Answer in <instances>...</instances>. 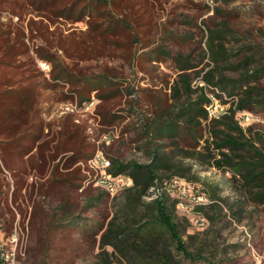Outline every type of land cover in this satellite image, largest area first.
Here are the masks:
<instances>
[{"label":"rangeland","instance_id":"1","mask_svg":"<svg viewBox=\"0 0 264 264\" xmlns=\"http://www.w3.org/2000/svg\"><path fill=\"white\" fill-rule=\"evenodd\" d=\"M75 1L67 18L58 13L71 0H0V44L9 39L16 53L0 57V111L16 115L34 100L28 127L0 135V246L16 244L21 264H120L99 242L132 181L110 171L115 161L149 164L156 149L160 190L189 225L192 256L181 264H264V203L232 171L181 152L206 154L209 121L193 138L176 120L177 142L155 131L200 92L225 112L250 85L263 102L240 125L264 137V70L256 82L240 79L264 68V0ZM181 75L192 100L173 94ZM117 178L125 185L107 192L102 181Z\"/></svg>","mask_w":264,"mask_h":264},{"label":"trees","instance_id":"2","mask_svg":"<svg viewBox=\"0 0 264 264\" xmlns=\"http://www.w3.org/2000/svg\"><path fill=\"white\" fill-rule=\"evenodd\" d=\"M40 1L52 4L62 0ZM87 1L86 6L89 7L93 1L99 3L102 0ZM77 2L71 0L70 5H65L58 14L70 18L73 14L72 6ZM83 11L81 9L78 16L83 15ZM3 36L4 34L1 35ZM218 39L220 36L212 33L209 40L210 53L214 60L222 59L225 52L222 45L214 49ZM0 52H2L0 57L9 60L16 54L14 44H10L9 39L0 44ZM251 60L247 58L241 66H248ZM187 66L181 70L192 68L190 65ZM263 70L264 68L245 72L240 77L241 82L246 84L256 82L262 76ZM204 78L211 83L215 77L213 72H208ZM180 80L182 87L174 89L173 94L180 96V91L183 90L189 99L191 95L189 80L186 75H181ZM222 89L226 88L221 87ZM1 94L0 106L5 102ZM232 95L230 93V96ZM258 96V91L249 85L243 92V96L232 101L223 114L210 118L205 109L209 99L203 92H200L188 107L178 109L177 113L170 117L172 120L158 124L155 131L177 142L182 130L178 127L176 120L185 122L193 138H196L193 129L200 127L201 122L209 121L210 140L207 139L206 145L202 147L206 154L197 150L181 152L187 157L203 160V162L208 159L210 166L218 170L232 171L234 176L242 179L246 187L253 189L250 190L254 192L251 195L253 202L262 204L264 203V137L252 127H242L235 117L236 114L246 111L251 104H262L263 99H259ZM216 97L218 98L219 95ZM26 100L30 105L34 102L30 97ZM23 105L24 101L20 106ZM30 105H26V110L16 115H13L12 111H8L7 114L2 109L0 111V135L14 136L19 128L28 127ZM160 154V151L154 149L153 159L149 164L135 162L123 164L115 161L110 171L114 175L127 174L132 181V186L124 189L125 194L121 201L117 202L115 214L108 221L99 242L102 254H107L105 248L110 247L111 254L120 264H181L182 257L191 259L187 240L184 239L185 237L191 238V235L186 233L189 228L188 221L176 215L177 201L161 191L163 189L161 178L156 172L159 169ZM147 198H149L148 201ZM8 226L7 223V229Z\"/></svg>","mask_w":264,"mask_h":264},{"label":"built area","instance_id":"3","mask_svg":"<svg viewBox=\"0 0 264 264\" xmlns=\"http://www.w3.org/2000/svg\"><path fill=\"white\" fill-rule=\"evenodd\" d=\"M209 98V103L205 106V109L208 113V116L210 118L212 117H218L219 115L223 114L224 111L221 107L216 105L218 99L210 96ZM218 109L220 111H218ZM239 114V113H238ZM240 118L238 119L239 124H243L246 121H248V116L244 112H240ZM103 166L107 165L109 166V161H104L103 159H97ZM105 185V189L109 193H114L117 191L119 188L125 185L122 179H106L102 181ZM11 239L13 240V236H11ZM16 244L11 246L8 250L0 246V264H20L18 257H16Z\"/></svg>","mask_w":264,"mask_h":264}]
</instances>
